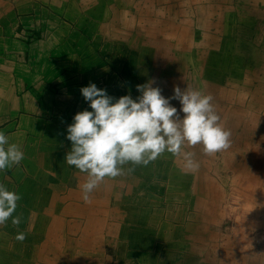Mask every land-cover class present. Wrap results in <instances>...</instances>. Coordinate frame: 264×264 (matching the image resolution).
<instances>
[{"label": "crops", "instance_id": "1", "mask_svg": "<svg viewBox=\"0 0 264 264\" xmlns=\"http://www.w3.org/2000/svg\"><path fill=\"white\" fill-rule=\"evenodd\" d=\"M239 1L0 0V264H264V0ZM40 60L97 120L6 88Z\"/></svg>", "mask_w": 264, "mask_h": 264}, {"label": "rangeland", "instance_id": "2", "mask_svg": "<svg viewBox=\"0 0 264 264\" xmlns=\"http://www.w3.org/2000/svg\"><path fill=\"white\" fill-rule=\"evenodd\" d=\"M234 5H241V3H240L239 0H234ZM233 17L236 19V15H234ZM254 18H255L256 22L263 21L264 20V15L261 18H259V17H257V18L254 17ZM250 19H252V17L246 16V21L245 22L249 23ZM233 22H235V21H233ZM118 24H117V26H118ZM119 26H120V24H119ZM70 28H67L66 30H64L65 33H69L70 32V34L68 35V37H66V42H64L63 47L60 46L61 49H62V53H65V52L68 51L70 53V55H71V60H73V61L69 60V62H70L69 63V67H68L69 70L77 69V67H79L81 69L84 68V70H85V67L82 66L84 61H80V59H83V57L85 59L86 56L88 55V53H90V52H88V50H87L88 48H84L82 46V44H79L80 43L79 38H80V36H83L82 33L80 34V31H79V36L77 37L76 34L73 32L74 30H72ZM82 31L84 32V34H86L84 36L86 41L84 40L83 42L91 41V39H88V38L92 37V34L90 33L89 35H87L89 33V31H86L85 29L82 30ZM113 32H115V34L108 33L107 31L102 30V34L103 33L106 34V36H104V37L108 41H110V40L112 41L113 40L115 42L117 41V39L125 37L129 33V31H125V30H122V29H117L116 31L114 30ZM231 34L233 35V38H236L235 30L231 29L230 30V35ZM33 35H35L37 38H39V35H36V34H33ZM127 36H129V35H127ZM261 36H262V34L260 33L259 37H261ZM115 38H117V39H115ZM34 39L35 38L32 39L33 43L35 42L32 45V48H36V47H34V45L37 44ZM45 40L46 39L44 38L43 42ZM57 42H60V41H57ZM84 46L87 47V45H85V44H84ZM45 47H47V46H45ZM49 48H50V45H49ZM106 48H107V46H106ZM52 50H53V54H54L55 58L58 57V59H59V57H60L59 54L61 53L59 51V47L54 48ZM49 64H50L51 68L48 67ZM52 67L53 66H52L51 63L44 64L42 62V60L37 61V62H31V63H29V76H27L29 78L27 79L26 82H24V80L20 81L18 77L14 76L13 80H11L10 82L6 81L5 86H6V88L9 87V89L10 88L12 89V87L13 88L15 87L17 89V87L19 85L20 86V92L19 93H15V94H17L19 96H21V95L22 96L23 95L26 96V100L29 101V102H32L34 99L35 100L37 99L38 100L37 103H38L40 108H41V104L44 105L45 102H47V106L48 107H52V104H54L53 105L54 110L56 109V107H58V108H61L62 106L64 107L65 106L64 102L66 101V97H67L68 103H69L68 106L73 105L72 107L74 108V111L72 113V118L73 117H81V118L82 117H89L90 118L91 116L93 117V115H94L93 119L97 120L98 117H95L96 116V109L95 110L94 109L93 110L89 109V107L91 105H90V103L89 104L87 103V102H91L92 101L91 98H89L87 95L85 96V98L84 97L77 98V95H69V96H67V94H64L62 92L63 91V87H64V83L68 85L69 82H70V79L67 80V81H64V83H63V81H61V76L52 77V80H50L51 78L49 76H50L51 72L49 71V69L52 70ZM258 67L260 68L261 72L264 73V63H261V65L258 66ZM258 67L254 66L252 69H257ZM60 72L61 71H58V69L57 70L54 69V71H53L54 74L56 73V76H57V74L60 75ZM75 84L77 85L76 78H75ZM85 85L88 86L87 84H85ZM86 86H84V87H86ZM31 88L34 91H31ZM41 89L43 91H40ZM45 89L48 90L49 93H45L46 92ZM15 94H13V95H15ZM120 99L122 100V102L124 101V98H122L121 96H117V100L119 101ZM103 101H105V104L108 103L107 100H103ZM78 102L79 103L84 102V107H88L87 109H85L86 110L85 111L86 114H84L83 109L77 110V108L75 107V103L77 105ZM61 103H63V105H61ZM55 104H56V106H55ZM63 107H62V109H58L57 110L58 113L62 112V114H63L64 112L65 113L69 112V109L64 110ZM118 112H120L121 115L123 116L124 112H122V111H118ZM136 127L137 126H135L134 129ZM70 128L74 129L75 126L70 125ZM76 128H78V127H76ZM92 128H93V135L91 137L99 136L100 139H103L104 137H106V135H107L106 126H96L95 129H94V126H92ZM151 131L152 130H150L149 132L151 133ZM82 138H80L81 141H82ZM100 142H101V146L103 148V145H105L106 143H104L102 141H100ZM100 142H98V144H100ZM85 143H86V145L88 144V146H90V148H88V149H90L91 151L95 152L97 146L93 145L91 141H88V142H85ZM84 151H87V150H84Z\"/></svg>", "mask_w": 264, "mask_h": 264}, {"label": "bare ground", "instance_id": "3", "mask_svg": "<svg viewBox=\"0 0 264 264\" xmlns=\"http://www.w3.org/2000/svg\"><path fill=\"white\" fill-rule=\"evenodd\" d=\"M159 77V76H158ZM160 80V79H159ZM243 124V123H242ZM255 130V129H254ZM260 132V131H259ZM238 135V134H237ZM229 136V135H228ZM239 136V135H238ZM235 138V137H234ZM239 139V138H238ZM234 140V139H233ZM236 140V139H235ZM225 144H226V142H225ZM228 144V143H227ZM229 145V144H228ZM227 146V145H226ZM229 147V146H228ZM236 148V147H235ZM253 149V148H252ZM259 149V148H258ZM247 152V151H246ZM253 152V151H252ZM160 153V152H159ZM231 153V152H230ZM257 153V152H256ZM135 155V154H134ZM230 156V155H229ZM227 157V156H226ZM157 161V160H156ZM254 162V161H253ZM254 164V163H253ZM260 164V163H259ZM66 165V164H65ZM256 166V165H255ZM259 167V166H258ZM257 167V168H258ZM261 167V166H260ZM246 168V167H245ZM262 169V168H261ZM250 170V169H249ZM257 170V169H256ZM258 170H259V168H258ZM143 172V171H142ZM237 172V171H236ZM172 173V172H171ZM255 175V174H254ZM253 176V175H252ZM244 178V177H243ZM238 179V178H237ZM240 179V178H239ZM172 180H173V178H172ZM236 180V179H235ZM176 181H178V180H176ZM243 181V180H242ZM248 181V180H247ZM138 183V182H137ZM142 183V182H141ZM238 185V184H237ZM171 195V194H170ZM205 197V196H204ZM192 203V202H191ZM196 207V206H195ZM110 208V207H109ZM242 211V210H241ZM217 212V211H216ZM168 213V212H167ZM109 215V214H108ZM172 217V216H171ZM106 219V218H105ZM248 219V218H247ZM179 220V219H178ZM241 223V222H240ZM149 224V223H148ZM243 224V223H242ZM166 225H167V223H166ZM232 225V224H231ZM148 226V225H147ZM171 227V226H170ZM153 229V228H152ZM150 231V230H149ZM151 232V231H150ZM239 232V231H238ZM15 233V232H14ZM240 233V232H239ZM227 236V235H226ZM217 242V241H216ZM220 243V242H219ZM199 244V243H198ZM220 248V247H219ZM255 252V251H254ZM221 254V253H220ZM37 256V255H36ZM50 257V256H49ZM102 258H103V256H102ZM238 259V258H237ZM199 261H201L202 262V260H199ZM220 261V260H219ZM260 261V260H259ZM180 262V261H179ZM221 262V261H220ZM229 262V261H228ZM263 262V261H262ZM11 263V262H10ZM81 263V262H80ZM178 263V262H177ZM261 263V262H260ZM264 263V262H263Z\"/></svg>", "mask_w": 264, "mask_h": 264}]
</instances>
